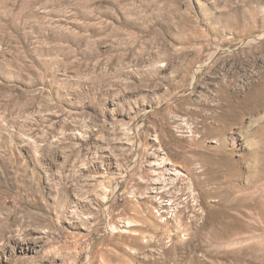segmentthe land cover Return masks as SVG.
Returning <instances> with one entry per match:
<instances>
[{"label":"rangeland","instance_id":"374dc122","mask_svg":"<svg viewBox=\"0 0 264 264\" xmlns=\"http://www.w3.org/2000/svg\"><path fill=\"white\" fill-rule=\"evenodd\" d=\"M0 264H264V0H0Z\"/></svg>","mask_w":264,"mask_h":264},{"label":"bare ground","instance_id":"6f19581e","mask_svg":"<svg viewBox=\"0 0 264 264\" xmlns=\"http://www.w3.org/2000/svg\"><path fill=\"white\" fill-rule=\"evenodd\" d=\"M225 111H226V113H225ZM225 111L224 112H217L214 110L209 115V117L212 118L211 121L212 122L221 121L220 124L222 125L223 123L225 124V122H223V119L225 120V118H227V117L236 118L237 111H235L234 108H232L230 105L227 107V109H225ZM201 112H202L201 108H198V107L190 108L189 110H187V113L189 114V116H188L189 118L187 119V121L190 120V118H192L193 115L200 114ZM204 116L206 119L208 117V114H205ZM208 134H212L211 136H214L215 133L210 132V130L202 131V134L200 135L198 142L203 141ZM219 134H223V133L219 132ZM226 139H227V136H226ZM216 140H217L216 142H219L221 139L218 138ZM194 151L196 154H198L200 156V162H198V163H200V166H199L200 169L198 170V174L203 175V178H204L203 180H218V178L220 176L227 175L229 173V170L231 171L230 163H229V157H226L225 155H223L224 153L209 152L206 149H199V148H195ZM173 165H174V163H173ZM173 174L175 175V176H173L174 177L173 178L174 186L178 187V189H180L181 193L184 192L188 187L186 185H183L181 187L178 185H179V183L181 184V182L185 178L180 174H177V173H173ZM192 176H193V174H192ZM195 178L196 177L193 176V179H195ZM158 182H160L161 184H164V182H167V180L161 179V180L156 181V183H158ZM168 184H171V181H169ZM176 195H177V193H176ZM223 225H224L223 228H228L226 226H229L230 231L232 230V228L230 227V223L224 222ZM223 234H226V233H223Z\"/></svg>","mask_w":264,"mask_h":264}]
</instances>
